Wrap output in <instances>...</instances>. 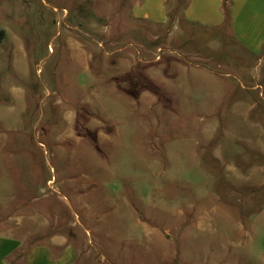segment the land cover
<instances>
[{
	"label": "rangeland",
	"instance_id": "rangeland-1",
	"mask_svg": "<svg viewBox=\"0 0 264 264\" xmlns=\"http://www.w3.org/2000/svg\"><path fill=\"white\" fill-rule=\"evenodd\" d=\"M136 1L0 0V230L79 264H264V51Z\"/></svg>",
	"mask_w": 264,
	"mask_h": 264
},
{
	"label": "crops",
	"instance_id": "crops-1",
	"mask_svg": "<svg viewBox=\"0 0 264 264\" xmlns=\"http://www.w3.org/2000/svg\"><path fill=\"white\" fill-rule=\"evenodd\" d=\"M169 1L137 0L132 6V16L163 24ZM183 16L187 22L208 31L228 24L235 41L251 54L264 51V0H188ZM2 230L0 264H79L76 244L66 235H49L46 230L22 233L19 227L12 226Z\"/></svg>",
	"mask_w": 264,
	"mask_h": 264
},
{
	"label": "trees",
	"instance_id": "trees-1",
	"mask_svg": "<svg viewBox=\"0 0 264 264\" xmlns=\"http://www.w3.org/2000/svg\"><path fill=\"white\" fill-rule=\"evenodd\" d=\"M179 3H180V1L179 0H177ZM187 2H188V0H187ZM187 2H186V4H185V6L183 5V8L178 4V6L175 8V10H174V14L172 13V14H169L168 13V8H167V19H166V21L168 20V18L169 17H175V16H179V14H181V17H183L184 18V16H183V12H184V9H185V7H186V5H187ZM178 14V15H177ZM227 26H228V24H227ZM226 26V27H227Z\"/></svg>",
	"mask_w": 264,
	"mask_h": 264
}]
</instances>
